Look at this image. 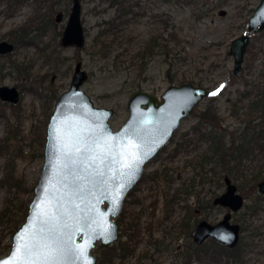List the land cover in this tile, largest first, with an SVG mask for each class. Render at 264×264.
I'll use <instances>...</instances> for the list:
<instances>
[{
    "label": "rangeland",
    "instance_id": "374dc122",
    "mask_svg": "<svg viewBox=\"0 0 264 264\" xmlns=\"http://www.w3.org/2000/svg\"><path fill=\"white\" fill-rule=\"evenodd\" d=\"M72 2L19 0L11 6L6 1L0 2V40L14 42L11 39L19 38L20 26L36 13L40 15V20L46 19V25L41 24L39 29L32 28L25 39H30V42L27 40L24 44H14L11 52L0 54V61L5 64L0 85H15L20 92L17 103L0 99V181L4 177L10 179L11 175L10 180L13 181L9 188L6 183H0V211L9 204L7 217L0 220V256L9 252L13 233L28 213L29 202L34 196V187L44 162L47 123L58 95L69 87L76 61L81 60L82 67L88 72L82 88L93 103L114 109L110 117L113 129H117L127 118V101L135 90L142 89L160 96L168 85L182 82H191L208 89L218 87L219 91L214 96L200 100L176 131L188 130L199 121L208 127L213 122L229 129L239 125V119L230 113L228 100L230 90H236L238 86L230 82V75L239 73L233 70L230 43L247 31L248 17L259 0H127L126 3L131 5L130 12L120 20L119 32L111 33L107 40L96 38L100 27L98 22L103 17L111 18L116 13L115 6L100 0H80L84 43L81 46L62 45V30ZM220 9H225L226 13L219 14ZM58 11L62 13V19L55 21L54 16ZM172 33L177 36L174 37ZM250 41L254 42L257 53L251 57L249 68L245 70L248 81L250 79L251 83L258 84L256 88H259L263 86L264 32L251 33ZM107 42L108 46H105ZM145 48L147 52H144ZM48 53H51V59L47 58ZM246 54L247 51L244 58ZM244 63L245 60L242 69ZM20 64L23 65L22 71L17 69ZM224 84L225 87L221 88ZM250 88L248 83L245 89ZM235 96L231 94L232 98ZM208 105L212 113H216L208 119L211 123L194 115L195 111ZM223 135L227 138L225 132ZM174 145L168 141L164 151L145 165V177L124 203L127 213L130 211V215H139L142 229L147 221H151L153 236L164 238L167 245L171 243V250L167 251L168 247L163 251L153 250V246L145 240L148 232L143 229L144 238L122 262L120 256L110 255L113 247L119 246V233L118 238L108 246L98 247L100 240L96 241L90 251L97 256L96 264L101 256L108 259L102 264H184L176 252L185 237L180 235L175 239L173 230L171 233L165 231L182 214L180 208H175L169 219L165 217V189L169 186L167 177L172 178L173 187H180L181 183L186 185L192 180L189 186L202 190L208 185L203 187L199 179L202 175H210L211 170L207 169L214 162L205 164L207 159L200 160L205 143L194 142L187 148H179L177 153H171ZM198 161L205 166L203 170ZM243 161V175H240L238 182L242 186L240 192L246 195L248 201L258 194V189L253 191L252 180L248 179L258 166L253 164L250 157ZM262 167L263 173L264 163ZM216 169L219 171V165ZM225 172L222 171V178ZM198 181L200 183L197 185ZM15 182L18 184L15 185ZM223 186L218 192L224 189ZM193 198L195 196L190 195L188 200L192 203ZM154 199L156 206L151 207L150 203ZM183 201L185 203L186 199ZM220 212H224L222 207L211 208L207 213H196L193 209L191 216L196 218L206 214V218L212 221L221 216ZM237 214L235 220L236 216L241 220L246 216L239 212ZM119 216L115 219L120 229ZM247 216L244 219L246 229L241 232L243 254L238 264H264V202L261 209ZM126 218L130 219L129 216ZM240 219L236 221L240 222ZM169 233H173L172 241ZM161 247L164 248V245ZM102 248L107 249L101 253ZM145 250L154 253L153 256L142 255ZM206 262L192 260L190 264H216Z\"/></svg>",
    "mask_w": 264,
    "mask_h": 264
},
{
    "label": "water",
    "instance_id": "95a60500",
    "mask_svg": "<svg viewBox=\"0 0 264 264\" xmlns=\"http://www.w3.org/2000/svg\"><path fill=\"white\" fill-rule=\"evenodd\" d=\"M80 13V0H73L61 35L62 45L81 46L84 43ZM225 13V9L219 10V14ZM61 17L58 11L54 19L59 21ZM263 28L264 0H259L248 17L247 31L230 43L234 73L242 70L250 34ZM13 49L12 41L0 40V54ZM87 78L82 61H76L69 87L58 95L47 123L44 162L28 213L14 231L10 250L0 256V262H10L15 252L21 264H43V255L38 257L33 252L29 256L23 246L44 236L58 242L52 244L56 251L51 253L59 257L57 264H96L97 256L90 251L97 240L101 246H108L118 238L115 217L122 210L125 196L141 178L145 165L169 141L193 107L204 97L214 96L210 93L217 94L219 89L182 82L168 85L160 96L135 90L127 101V118L113 129L110 117L114 109L93 103L82 88ZM0 99L17 103L20 92L15 85L2 84ZM137 156L142 157L143 162L128 182L127 176L121 173L129 170L121 164ZM225 182L226 190L214 202L237 210L242 205V196L227 175ZM257 185L264 194V177ZM230 216V212L225 213L216 224L201 220L192 230L193 239L200 243L211 236L227 247L235 246L240 226L230 222ZM61 247L73 251L63 256ZM80 248L84 249L83 257L79 256Z\"/></svg>",
    "mask_w": 264,
    "mask_h": 264
},
{
    "label": "trees",
    "instance_id": "16d2710c",
    "mask_svg": "<svg viewBox=\"0 0 264 264\" xmlns=\"http://www.w3.org/2000/svg\"><path fill=\"white\" fill-rule=\"evenodd\" d=\"M1 1H6L8 6H11L12 4H17L19 2V0H0V2ZM100 1L106 2L110 6H115L116 8L115 9L116 13L113 14V16L110 19L103 17L98 22L100 27L97 30L96 38L101 37L102 40H107V38L110 36L111 33L114 34L119 32L120 20L122 21L123 20L122 17L123 16L126 17L128 12H130L131 5L126 3L127 0H100ZM28 20L29 21L27 23L20 26L19 34L17 35L19 38L11 39L14 41L15 44L18 43L24 44L27 40H29L30 42V39H27L26 41L25 39L28 38L32 28L39 29L41 27V24H43V26L46 25V19L43 18L42 20H40V15L37 13ZM34 22L35 25H33L34 26L33 27L31 25ZM261 31L264 32V29ZM58 34H60V31ZM172 34L174 35V37L177 36V34L175 33ZM112 40H115V38H112ZM104 45L108 46V42ZM40 48L43 49L42 46H40ZM246 51L247 54L246 57L244 58L245 63L242 71L236 75L234 74L230 75L231 77L230 82H234L235 84H238V86H236L235 88L236 90H230L229 93L230 97L228 99L231 108L230 113L239 119V125L237 126V129L231 130L228 139H224L223 135L219 132V130L216 129L217 127H220L218 125L219 123L216 124L215 122H213L214 124L212 123L211 124L212 126L208 127L207 124L201 125V122L199 121L198 123L193 124L191 126L193 130L192 137H190L189 140H186L185 137H181L183 141H178L172 148L173 151H171V153H177L179 148H187V146L190 144L193 138H194L193 141L195 143L205 140L207 142V145L204 152L201 154L200 160L205 161L208 157L209 151H211V155H216L217 158L215 163L211 164L209 166V169H207V170H211L212 173H218L219 171L224 169L231 175L238 177V175L242 174V167L244 166L242 160L244 157L252 156V158L264 160V97H262V94H259L257 95V98L255 97L248 102H244V99L246 98L248 91L245 89L248 83L247 73L245 69L249 68V61L251 60V57H255V54L257 53V51L254 50V42L252 41L249 42ZM144 52H147L146 48L144 49ZM50 56L51 53H48L47 58L51 59ZM141 63L142 62H140L139 64ZM12 64H14V61ZM139 64L138 66L140 67ZM20 65L17 66V69L22 71L23 65L22 66ZM4 68H5L4 62L0 61V76L3 74ZM262 75H264V73ZM223 87H225V84L223 85ZM231 94H235L236 96L232 98ZM196 106H194V108ZM211 113L212 111L210 110L209 105L206 108L195 111V114L199 115L201 120L208 121V123H211L208 119L210 117L215 116L216 114V113L214 114V111L212 114ZM176 133L177 131L174 132L170 141L174 139ZM165 148L166 146H163L156 156H158L162 151H164ZM198 162L201 167V170H203L205 166L200 161ZM218 165H219V171L216 169V166ZM259 166H261V164H259ZM260 172H261V168L259 167L257 168V171L254 174V176L251 178V180H253L254 183L257 177L260 175ZM205 173H207V171ZM11 176H9L10 179ZM10 179L4 177L1 179L0 183L2 184L6 183L9 188L12 181ZM14 184L17 185L18 183L15 182ZM257 196L259 197V199L264 200V195L258 193ZM7 199L8 201L10 200L9 198ZM8 205L9 204H7L4 207V209L0 211V220H2L4 217H7L9 213ZM117 219H120V216ZM210 242H212L213 245L211 244L210 247H207L205 252H206V256H209L211 260L219 261L225 258L228 262L229 257H232L235 261H237V263L241 261L240 258L243 254L241 243L238 244L236 247L229 249L213 239H211ZM9 245H11V243ZM97 246L101 247L100 244ZM113 248L114 249L112 250L110 255L112 254V255L120 256V240H119V246ZM106 249L107 248H102L101 253L104 252ZM106 259L107 258H105L104 256L99 257L98 264H102Z\"/></svg>",
    "mask_w": 264,
    "mask_h": 264
},
{
    "label": "flooded vegetation",
    "instance_id": "af4514ba",
    "mask_svg": "<svg viewBox=\"0 0 264 264\" xmlns=\"http://www.w3.org/2000/svg\"><path fill=\"white\" fill-rule=\"evenodd\" d=\"M54 18H55V16H54ZM61 19H62V17H61ZM117 20H119V19H117ZM262 78H263L262 79L263 86H261L259 88H256L257 86H259L258 84H254V82L251 83L250 79H249L248 83L251 85V88L247 91L246 102L252 100L255 97L257 98V95H259V94H262V97H264V75L262 76ZM248 83H247V85H248ZM194 115H196V114L194 113ZM216 129L219 130V132L222 135H223V132H225L227 135V138L224 135H223V137H224V139H228V137L230 136V131L237 129V127L233 128V129H229L228 127H222V128L217 127ZM192 134H193L192 127H190L188 130H183V131L179 130V131H177V133L174 136V139L172 141H170L171 138L169 139L170 144L171 143L176 144L178 141H183L181 137H185L186 140H189L190 137H192ZM193 139L191 140L190 144L194 143ZM196 143H200V144L205 143V146L207 145V142L205 140H202V141H199ZM187 147H189V145ZM248 157H250L253 160V162H254L253 164H257L258 168L259 167L261 168L260 175L257 177L255 183L252 180V186H253L252 189H253V191H256V189H258L257 183L261 179H263V177H264V172L262 173V168H263L262 165L264 163V160L255 159V158H252V156H248ZM216 158H217L216 155H211V151H209L207 161H205V164L212 163V162L215 163ZM245 158H247V157H244L243 160ZM200 159H201V155H200ZM257 160H259V163H257ZM243 163H244V161H243ZM259 164H261V166H259ZM244 166H245V163H244ZM253 167H256V166H253ZM256 169H257V167H256ZM223 170L219 171L218 173H212L211 172L210 175H208V176L207 175L202 176L199 179V181H201V184L203 185V187L205 184L208 185L207 188H204L202 190L196 189L195 186H193V187L189 186L190 184H192V180H190V183H188L186 185H184V183H181L182 186L173 187L172 186V178L167 177V184L169 186H167V188L165 189V193H166V195H165V210H166L165 217H168V219H169L173 215V212L177 210V208H180L182 210V214L175 222H173L169 226L168 229L165 228V231L171 233L173 230V233L174 234L176 233L175 239H177L180 235L185 237V241L181 243V246H178L179 250H177V252H176L177 254H179L182 257L184 264H190V263H192V260H197V261H202V262L212 261V262H215L216 264H238L237 261H235L232 257H229L228 262L225 258H223L222 260H219V261L211 260L209 256H206V252H205L206 248L210 247L211 244L213 245V243L210 242L211 239L217 241L218 243H220V242L218 240H216L214 237L208 236L202 242L197 243L193 239L192 230L196 226V224H198L201 220H206L211 224H216L217 222H219L223 218L225 213L230 212V214H231L230 222L238 223L240 226L239 241L233 247H227L226 245H224L222 243H220V244L224 245L226 248L232 249L240 243L242 245L241 232L246 229V220L244 221L246 216L247 215L250 216V214L252 212H256L257 210H259L263 207L264 201L262 199H259V197L257 195H255V197L253 199L246 201V199H245L246 195H243L240 192V190L242 189L241 188L242 186L240 185L241 182H238L239 181L238 178H240L241 174L238 175V177H236L234 175H231L228 172H225L223 175V178H222V171ZM255 173H256V171H254V174ZM254 174H253V176H254ZM144 175H145V171H143L141 178L129 190V192L125 196L123 206H122V210L120 211V229H119V233H120V259L122 260V262H123L124 258H126L129 254L133 253L136 250V248L138 247L137 246L138 242H141L142 239L144 238V237L142 238V235L144 232L143 229L148 232V235L145 237V240L153 246V250L163 251L167 247H168L167 251L171 250V248L169 247V246H171V243H169L167 245L164 242V238H156L153 236V227L154 226H153V223L151 221H147L146 225L142 229L141 221L138 219L139 215L138 214L130 215V213H129L130 211L127 213L126 209H124V203H125L126 197L129 194L130 195L133 194L132 192L135 190L139 181L145 177ZM225 175H227L230 178L231 182L236 185V188H237L236 192L242 196V199H243L242 205L237 210H232L227 205H222L220 203L214 202V199L217 196L221 195L226 190ZM152 176H153L152 178H154V175H152ZM253 176L249 177L248 179L251 180V178ZM245 180H247V179H245ZM245 180L243 182H245ZM199 181H198L197 185L200 183ZM222 186L224 187V189L222 191L218 192V190ZM136 191H137V189H136ZM258 193L262 194L259 191V189H258ZM190 195L193 197L195 196V198H193L192 203L188 200V197ZM262 195H264V194H262ZM184 198L186 199L185 203L183 201ZM135 199H138V198H135ZM155 201H156V199L152 200V203H150L151 207L156 206ZM194 206H195V208H194ZM215 207H222L224 209V212H220L221 216L217 220H212V221L208 220L206 218L207 217L206 214L203 217H196V218H193V216H191L193 209L195 210L196 213H198V212L199 213H204V212L207 213V212H209V210L211 208H215ZM175 208H176V210H175ZM241 209H243V210L240 212ZM238 212H239V214H245L246 215V216H244V218L242 220L240 219V217L238 218V216H236L237 217L236 220L240 219L241 220L240 222L236 221L234 219L235 214H237ZM152 213H153V211H152ZM126 216L127 217L129 216L130 219L126 218ZM248 216H247V218H248ZM190 219H193L192 223H191ZM173 233L170 234L171 241L173 240ZM162 245H164V248L161 247ZM146 254H148L150 257H152L154 253H150L148 250L147 251L145 250L142 252V255H146ZM224 257H226V256H224ZM138 260H140V258H138Z\"/></svg>",
    "mask_w": 264,
    "mask_h": 264
},
{
    "label": "snow or ice",
    "instance_id": "6c2138e0",
    "mask_svg": "<svg viewBox=\"0 0 264 264\" xmlns=\"http://www.w3.org/2000/svg\"><path fill=\"white\" fill-rule=\"evenodd\" d=\"M220 87L223 88V85H221ZM217 91H219V89ZM210 94L216 95V92ZM77 151H79V149H77ZM142 162L143 159L140 156L135 157L131 162H128L127 160L122 162L121 167L129 170L127 173H121L122 175L127 176L128 182H131V180L134 178L135 171L138 168L139 164ZM123 186L124 185H121V187ZM118 195L119 193H117V196ZM65 227H67V225H65ZM103 235H105V242H107L108 236L106 235V233ZM54 243H58L55 238L49 240L47 237L41 236L39 239L35 240L31 245H24L23 247L29 256H31L33 252H35L38 257L40 255H43V264H57L59 257L51 254L52 252L56 251V249L52 247V244ZM45 249L48 250V253L44 252ZM59 250L61 255L63 256H67L73 251L70 248L63 247H61ZM79 256H84L83 248L79 249ZM0 264H21V258L17 257L14 252L10 262H0Z\"/></svg>",
    "mask_w": 264,
    "mask_h": 264
}]
</instances>
